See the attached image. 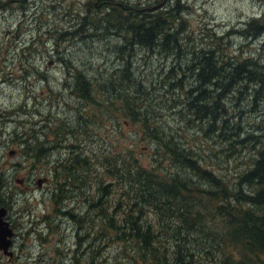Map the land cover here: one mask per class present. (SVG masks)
Here are the masks:
<instances>
[{
    "label": "rangeland",
    "instance_id": "obj_1",
    "mask_svg": "<svg viewBox=\"0 0 264 264\" xmlns=\"http://www.w3.org/2000/svg\"><path fill=\"white\" fill-rule=\"evenodd\" d=\"M134 1L0 0V200L7 206L6 217L15 231L11 245L14 256L9 258L0 250V264H75V255L76 264H137L125 257L116 242L105 246L91 239L79 241L77 224L55 216L50 198L55 183L51 176L56 166L66 161L69 146L97 159L94 172H86L89 183L84 191L74 190L70 201L63 202L66 204L63 209L72 207L86 219L80 231L82 236L84 231L92 235L102 226L85 202L95 195V173L108 180L102 175V155L116 156L131 150L143 166H159L160 170L178 173L191 182H203L192 170L164 157L157 140L138 136L136 124L117 126L115 115L109 117L107 112L100 123L93 122V108L89 109L71 91L73 79L69 77L74 70L81 71L109 96L112 87L109 81L116 79L112 78L117 73L115 69L123 63L128 65L130 79L145 99L141 105L153 112L152 123L158 125L161 135L175 138L177 146L198 159L201 167L229 185L236 183L238 175L250 165L255 145L240 146L232 133L227 132L239 124L242 138L254 133L253 125L264 124V98L259 100L264 82H259L258 87L249 82H242L239 87L227 86L230 97L218 105L225 113L217 115L216 128H207L205 122L190 116L191 112L184 114L182 101L190 83L185 79L183 88L169 85L164 88L169 83L171 57L165 59L157 52L137 46L117 50L116 46L123 43L119 36H104L102 29L93 30L89 24L112 7ZM140 1L155 11L161 9L162 0ZM167 1L173 7L177 1L180 3L177 10L185 30L180 36L184 45L186 37L189 46L208 47L210 35L215 34L225 37L217 45L219 57L225 53L236 63L247 58L264 63V32L256 36L248 26L252 19L264 22V0ZM74 31L79 34L74 37L68 34ZM119 56L126 59L123 61ZM123 88L121 84L122 95H129ZM180 100L181 104L177 102ZM1 116L7 120L1 121ZM223 120L227 121L225 132L219 129L224 127ZM38 148L48 149L39 159ZM38 178L46 181L38 186ZM119 193L113 189L107 204L116 200ZM120 216L118 211L117 219ZM45 217H55L51 221L56 226L54 231L47 230Z\"/></svg>",
    "mask_w": 264,
    "mask_h": 264
},
{
    "label": "trees",
    "instance_id": "obj_2",
    "mask_svg": "<svg viewBox=\"0 0 264 264\" xmlns=\"http://www.w3.org/2000/svg\"><path fill=\"white\" fill-rule=\"evenodd\" d=\"M179 5L177 1L173 7L167 0H162L161 9L155 11L143 1L136 0L112 7L89 24L93 30L102 29L104 36H119L123 43L116 46L117 50L137 46L151 53L157 52L165 59L171 57L169 83L164 88L167 85L183 88L182 83L186 79L190 87L182 101L183 113L191 112L190 116L205 122L207 128H216L217 115L225 113L218 105L230 97V88L239 87L242 82L258 87L259 82H264V63L253 58L236 63L225 53L219 57L217 45L225 37L215 34L210 35L208 47L189 46L186 37L184 45L180 37L185 30L177 10ZM248 26L256 36L264 32V22L259 19H252ZM68 34L74 37L79 32ZM120 57L123 61L126 59V56ZM174 62H177L175 66ZM125 71L128 76L124 75ZM115 72L112 78L116 76V79L109 81L112 86L109 96L98 90L81 71L74 70L70 74L69 78L73 79L71 91L85 101L89 109L93 108V122L100 123L105 118L104 112H107L109 117L115 115L117 126L136 124L138 136L142 134L157 140L164 157L192 170L193 175L203 182H191L178 173L160 170L159 166H143L131 150L116 156L102 155L105 161L100 163L102 175L108 180L97 177L95 173V195L91 200L90 197L85 200L88 211L91 210L92 217L102 226L92 235L84 231L82 236L80 231L86 219L72 207L63 209L66 205L63 202L70 201L74 190L84 191L89 183L87 174L94 172L97 159L69 146L71 150L66 161L56 166L51 176L55 183L50 192L55 216L77 224L79 241L91 239L105 246L116 242L132 263L264 264V124L253 125L254 133L242 138L239 124L227 132L232 133L233 140L240 146L255 145L250 165L238 175L236 183L229 185L211 170L201 167L198 159L177 146L175 138L161 135V129L152 123L153 112L141 105L145 99L140 97V92L137 93L139 89L130 79L128 65L121 64ZM121 84L129 95H122ZM227 86L230 88L226 89ZM262 90L259 100L264 98V88ZM177 102L181 104V100ZM223 122L224 127L219 129L225 132L227 121ZM227 142L230 144L229 140ZM43 152H48V149H37V159ZM113 189L119 190V197L107 204L106 199L113 195ZM118 211H121L119 219L116 217ZM54 218L43 219L49 231L56 228L51 222ZM73 259L76 264L78 256Z\"/></svg>",
    "mask_w": 264,
    "mask_h": 264
},
{
    "label": "water",
    "instance_id": "obj_3",
    "mask_svg": "<svg viewBox=\"0 0 264 264\" xmlns=\"http://www.w3.org/2000/svg\"><path fill=\"white\" fill-rule=\"evenodd\" d=\"M4 215L5 209H0V249L3 253L11 255L12 253L8 251L10 240L7 239V236L12 235V230L8 227V223L3 220Z\"/></svg>",
    "mask_w": 264,
    "mask_h": 264
},
{
    "label": "flooded vegetation",
    "instance_id": "obj_4",
    "mask_svg": "<svg viewBox=\"0 0 264 264\" xmlns=\"http://www.w3.org/2000/svg\"><path fill=\"white\" fill-rule=\"evenodd\" d=\"M2 117V119H1V121H6L7 120V118H5V117H3V116H1ZM40 181H43V182H45L46 181V178H38L37 180H36V184L39 186L40 185ZM42 182V183H43ZM42 183H41V185H42ZM3 202L0 200V209H5V215H4V220H5V222H7V223H9L10 224V227L12 228V230H13V237L15 236V231H14V227L13 226H11V222H10V220H7V206L5 205V204H2ZM6 206V207H5ZM13 237H12V240H13ZM12 240H11V243H12Z\"/></svg>",
    "mask_w": 264,
    "mask_h": 264
}]
</instances>
